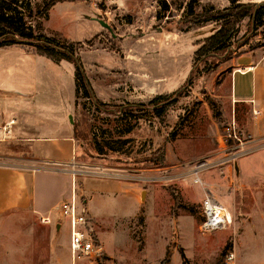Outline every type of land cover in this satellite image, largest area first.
I'll use <instances>...</instances> for the list:
<instances>
[{"label":"rangeland","instance_id":"rangeland-1","mask_svg":"<svg viewBox=\"0 0 264 264\" xmlns=\"http://www.w3.org/2000/svg\"><path fill=\"white\" fill-rule=\"evenodd\" d=\"M46 1L23 3H30L35 14ZM190 1L74 0L55 4L48 19L28 18L45 32L76 45L94 93L106 109L127 102L147 103L158 94L175 93L171 97L176 101L164 122L149 112L130 135L138 144L145 143L143 151L123 156L96 153L89 130L94 125L114 135L115 126H124L125 120L94 106L82 109L85 99L80 98L73 124L84 169L122 172L128 181L126 197L98 193L88 204L91 196L81 189L82 181L71 184L68 175L64 183L67 198L75 189L90 215L92 211L102 215H94L92 222L105 252L74 263L68 221L57 230L40 216L15 214L0 227V264H162L166 256V264H225L229 250L236 257L264 255V109L258 114L253 105L233 99L231 75L237 56L223 54L212 71L205 61L194 64L200 40L217 25L189 18ZM229 5L230 0H196L194 7L203 11ZM247 30L246 20L237 36ZM252 42L264 55V27ZM171 131L179 133L174 140L168 139ZM160 147L165 156L162 166ZM205 160L200 185L194 180L195 166ZM205 188L232 215L224 230L211 234L199 230ZM51 216L59 217V209L54 208Z\"/></svg>","mask_w":264,"mask_h":264},{"label":"crops","instance_id":"crops-1","mask_svg":"<svg viewBox=\"0 0 264 264\" xmlns=\"http://www.w3.org/2000/svg\"><path fill=\"white\" fill-rule=\"evenodd\" d=\"M235 65L231 75L233 99L249 103L261 113L263 52L258 48L245 52L235 58ZM75 105L72 62H56L25 45L0 48V227L11 216L22 214L49 217L60 230L58 217L54 220L51 214L67 198L68 175L71 184L76 179L82 181L81 189L91 196L87 204L97 199L98 193L126 197L125 174L84 169L72 120ZM58 196L60 201L54 204ZM51 245L53 248V242ZM236 258L237 264H264L260 254L239 253Z\"/></svg>","mask_w":264,"mask_h":264},{"label":"trees","instance_id":"trees-1","mask_svg":"<svg viewBox=\"0 0 264 264\" xmlns=\"http://www.w3.org/2000/svg\"><path fill=\"white\" fill-rule=\"evenodd\" d=\"M65 1L74 0H47L42 8L33 14L30 10V3L24 4L23 0H0V48L25 45L56 62L67 60L74 63L76 104L80 98H84V102L81 103L82 109L94 106L97 111L113 113L119 120H125L124 126H115L114 135L112 130L111 132L108 129L101 128L99 130L97 126L93 125L89 134L94 151L99 155L115 153L131 156L134 151L139 154L143 151L145 143L138 144L135 138L130 135L139 128L140 122L148 117L149 112L164 122L169 107L176 101L174 97H171L175 93H172L171 96L158 94L147 103L127 102L119 105L115 110L106 109V103L98 99L94 93L76 45L61 39L58 35L48 34L28 19L33 15L48 19L51 8L58 2ZM195 2L196 0H191L189 3L188 17L194 22H216L217 27L200 40L195 50L194 64L200 60L205 61L210 65L209 71H212L223 54L228 53L229 57L239 56L260 46L252 42V36L259 28L264 27V1L257 3L230 0V5L223 9L205 8L203 11L195 10ZM166 7L167 5H165ZM246 20L248 30L242 37H238L240 26ZM247 32H251L250 36H246ZM128 117L130 121L134 119L135 122L128 121ZM178 134V132L171 131L168 139L174 140ZM158 151L160 152L158 164L162 166L165 163L164 150L160 147ZM180 252L183 260L186 261V255L182 248ZM167 261L168 256L164 258L162 264H166Z\"/></svg>","mask_w":264,"mask_h":264},{"label":"built area","instance_id":"built-area-1","mask_svg":"<svg viewBox=\"0 0 264 264\" xmlns=\"http://www.w3.org/2000/svg\"><path fill=\"white\" fill-rule=\"evenodd\" d=\"M229 135L232 136L230 128ZM208 164L202 161L195 166V182L203 185L200 177V170ZM78 200V201H77ZM59 217L56 224L62 225L68 221L70 224V250L72 261L76 263L82 258H96L104 254V247L98 242L97 234L93 228V216L86 210L85 204L77 199L75 189L71 197L64 199L59 206ZM201 221L199 230L203 234H211L215 231L224 230L231 222L230 210L224 206L214 195L212 190L205 188L201 205ZM43 222H50L49 217L42 218ZM225 264H236V254L234 250H229L225 257Z\"/></svg>","mask_w":264,"mask_h":264},{"label":"water","instance_id":"water-1","mask_svg":"<svg viewBox=\"0 0 264 264\" xmlns=\"http://www.w3.org/2000/svg\"><path fill=\"white\" fill-rule=\"evenodd\" d=\"M98 21L100 22V24H102L104 27L111 29L110 25L105 22L103 19H98ZM72 119V116L70 117ZM73 120V119H72Z\"/></svg>","mask_w":264,"mask_h":264}]
</instances>
